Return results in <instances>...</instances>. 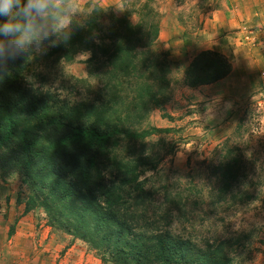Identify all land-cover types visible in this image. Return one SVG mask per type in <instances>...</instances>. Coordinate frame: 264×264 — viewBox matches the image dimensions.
<instances>
[{
    "label": "trees",
    "instance_id": "obj_1",
    "mask_svg": "<svg viewBox=\"0 0 264 264\" xmlns=\"http://www.w3.org/2000/svg\"><path fill=\"white\" fill-rule=\"evenodd\" d=\"M100 12L92 9L70 41L41 57L71 60L90 50L88 62L102 80L91 88L92 101L73 104L43 89L42 76L32 73L37 83L28 77L30 60H17L0 78V162L27 179L32 192L25 211L42 207L50 225L82 240L103 262L240 264L257 229L237 227L243 212L262 204L252 178L263 167L258 150L239 145L243 119L213 150L198 183L174 185L167 174L143 178L142 164L154 171L157 162L145 154L146 133L133 125L149 101L161 102L154 85L168 88L172 70L164 61L148 64L157 24L115 18L97 39ZM230 71L222 55L205 50L185 69L184 80L195 87ZM133 76L139 85L121 88Z\"/></svg>",
    "mask_w": 264,
    "mask_h": 264
},
{
    "label": "rangeland",
    "instance_id": "obj_2",
    "mask_svg": "<svg viewBox=\"0 0 264 264\" xmlns=\"http://www.w3.org/2000/svg\"><path fill=\"white\" fill-rule=\"evenodd\" d=\"M95 7L102 10L98 19L102 30L94 31L95 38L113 26L115 18H128L134 25L157 24V35L149 46L154 52L148 64L164 61L163 67L168 64L172 70L168 88L154 85L153 92L158 93L161 102L155 105V101H149L142 118L133 125L138 134L146 133L145 154L153 164L157 162L154 171L150 163L142 164L143 178L167 174L174 185L198 183L213 150L233 134L243 119L246 131L239 145L258 150L263 167L256 169L252 178L253 187L260 192L257 202L262 204L258 209L243 212L246 214L237 227L257 229L250 251L240 264H264V52L260 54L264 46V0H81L80 11L85 16ZM205 50L226 59L231 67L230 77L225 82L190 87L185 84L184 71ZM41 57L29 58V79L37 83L39 79L33 78L32 73L39 74L44 79L42 82L45 81L43 89L48 88L73 104L84 105L93 100L91 88L99 86L102 80L99 74H94L96 65L91 66L94 61L88 62L92 59L90 50L77 51L71 60L62 56L57 60ZM249 57L258 59H253V63ZM258 60L263 62L257 64ZM135 79V76L125 79L121 88L139 85ZM159 89L163 90L162 94ZM25 180L21 172L0 162V190L7 189L15 210L21 212L14 224L6 222V240L23 217L36 238L43 229L47 231L46 241L56 251L60 248L56 254L58 260H64L68 247L73 245L74 260L91 254L103 264H112L103 262L73 234L50 225L42 207L26 212L32 190ZM2 242L5 243L3 238Z\"/></svg>",
    "mask_w": 264,
    "mask_h": 264
},
{
    "label": "clouds",
    "instance_id": "obj_3",
    "mask_svg": "<svg viewBox=\"0 0 264 264\" xmlns=\"http://www.w3.org/2000/svg\"><path fill=\"white\" fill-rule=\"evenodd\" d=\"M81 0H0V78L19 60L46 55L84 27Z\"/></svg>",
    "mask_w": 264,
    "mask_h": 264
},
{
    "label": "crops",
    "instance_id": "obj_4",
    "mask_svg": "<svg viewBox=\"0 0 264 264\" xmlns=\"http://www.w3.org/2000/svg\"><path fill=\"white\" fill-rule=\"evenodd\" d=\"M262 52H264V46H262L260 54ZM249 59L254 63L253 59H258V57H249ZM262 62L263 60H258L257 64ZM228 77L230 74L213 84L225 82ZM17 214L19 217L21 212L15 210L12 196L7 195V189L2 187L0 190V264H103L91 254L74 260L73 245L68 247L64 260H58L56 254L60 248L56 251V247H52L51 242L46 241L47 231L43 229L41 235L36 238L32 233L33 228L24 224L23 217L18 219L17 225L12 230V235L6 240L5 236L8 230L6 222L14 224ZM2 238L5 243L2 242Z\"/></svg>",
    "mask_w": 264,
    "mask_h": 264
}]
</instances>
